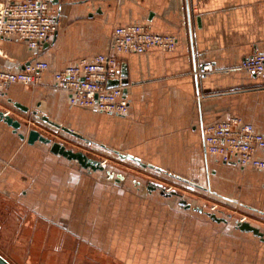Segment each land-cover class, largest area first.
<instances>
[{
  "label": "crops",
  "instance_id": "obj_1",
  "mask_svg": "<svg viewBox=\"0 0 264 264\" xmlns=\"http://www.w3.org/2000/svg\"><path fill=\"white\" fill-rule=\"evenodd\" d=\"M53 9L57 29L40 50L13 36L0 38V69L48 64L38 86L5 90L0 110L13 107L9 100L19 102L165 172L193 173L181 177L264 216V170L221 162L207 154L202 137V127L233 116L264 134V77L240 68L264 53V0H58ZM133 23L175 37L176 46L119 56L128 73V113L70 106L69 93L54 87L55 73L80 59L111 54L114 28ZM208 64L212 71L195 74ZM18 113L9 115L26 135L32 128ZM256 157L264 160V150ZM175 159L189 166L181 169L185 165ZM115 178L88 172L51 153L50 145H29L0 121V235L18 237L12 253L19 262L53 264L59 255L93 248L104 263L109 257L119 264H156L159 254L162 264H264V241L231 227L228 219L217 223L204 213H187L170 197L147 186L138 192L142 185L135 180L133 189L125 176ZM16 221L23 222L22 230Z\"/></svg>",
  "mask_w": 264,
  "mask_h": 264
},
{
  "label": "built area",
  "instance_id": "obj_2",
  "mask_svg": "<svg viewBox=\"0 0 264 264\" xmlns=\"http://www.w3.org/2000/svg\"><path fill=\"white\" fill-rule=\"evenodd\" d=\"M53 2L8 0L0 4V38L13 36L30 49L40 50L57 29ZM175 46V37L155 33L147 24L117 26L111 36V54H97L63 68L54 75V87L69 93L70 106L95 108L105 114L124 116L128 113L129 101L123 93V86L107 87L108 81L122 79L119 56L141 54L153 48L171 51ZM240 68L264 77V53L253 54L241 63ZM47 69L48 64L41 61L30 63L18 72L0 69V96L14 84L28 88L38 86L41 73ZM207 71H212V65H205L195 74ZM202 137L207 154L221 162L264 170V160L256 157L258 150H264V134L240 117L233 116L202 127Z\"/></svg>",
  "mask_w": 264,
  "mask_h": 264
},
{
  "label": "rangeland",
  "instance_id": "obj_3",
  "mask_svg": "<svg viewBox=\"0 0 264 264\" xmlns=\"http://www.w3.org/2000/svg\"><path fill=\"white\" fill-rule=\"evenodd\" d=\"M3 102L5 105H7L5 101ZM6 110L12 113L19 114L18 110L14 109L11 106L7 107ZM21 117L25 119L27 125L30 124V127L32 129H36L37 126H40L41 128L40 132L43 135L51 138L53 141H58L64 144L67 148L73 149L74 151H82L86 153L88 156L94 159H98L101 162H104L106 169L124 175L126 177V182H128V186L130 185L132 188L136 186L134 184V180H135L136 182L139 183V185H142V188L138 192L142 193L144 191L143 190L144 186L148 187L151 184H155L163 188L165 193L176 192L177 195H171L169 197L172 198L174 202H177L178 205L181 199H185L192 206H201L204 211L216 212V214L219 217L227 218L231 222L230 223L231 227L235 225L236 220H243L250 222L252 225L257 226L262 231H264V216L260 215L257 212L250 211L248 209L240 207L237 204L235 205L228 204L225 201L219 199L218 197L208 192L202 191L201 189L180 182L165 174L158 173L149 169L144 170L140 168L136 163L120 160L117 157V155L109 151H106L105 149L99 146L88 145L81 140L65 135L60 130L54 129L48 125L43 124L41 121L36 119V117L34 118L30 114H23ZM180 161L181 163H177ZM170 162L172 161L170 160ZM189 162H185L182 159L181 160L175 159L174 161V163H176L177 165L180 166L185 165V167H182L181 169H186V167L189 166ZM103 173L106 174L105 171H103ZM181 176H184L185 178L188 179V177L193 178L195 175L193 173H184ZM160 190H161L160 188H156V190L153 191L157 192L158 196H161L159 194ZM180 207L183 208L182 206ZM212 208L215 209L213 210ZM187 213L195 214V211H193L190 208L188 209ZM14 217H18V211L16 210L14 211ZM14 224H16V228H20L22 230V225H23L22 221H16ZM0 225H2L1 222ZM17 238L9 239V238H4L2 237V235H0V254L4 258H7V260H11V262H13L14 264H40L38 261L23 263L22 262L23 259L21 262H19V258L17 257V255L12 253L13 242L14 240H17ZM89 250L90 251L87 253L76 252L70 255L67 254L59 255L58 256L60 258L59 262L54 261L53 264H119L113 258H109V257L106 259V263H104L102 257L100 255L99 257L98 254H94V252L92 251L96 249L91 248ZM21 256L23 258L26 256V254H22ZM154 257L155 258L153 260L154 262H157L156 264H162V262L164 261V259L159 254L155 255ZM48 264H52V263H48Z\"/></svg>",
  "mask_w": 264,
  "mask_h": 264
},
{
  "label": "water",
  "instance_id": "obj_4",
  "mask_svg": "<svg viewBox=\"0 0 264 264\" xmlns=\"http://www.w3.org/2000/svg\"><path fill=\"white\" fill-rule=\"evenodd\" d=\"M57 2H58V0H54L53 3L56 4ZM202 69H203V67H201V70ZM202 75L205 76L204 73H202ZM121 78L122 79L120 81H118V80L108 81L107 87L112 88V87H116L119 84H121L123 86V93L126 94L127 93V85L129 83V81H128V73H127L126 66L123 64L121 65ZM9 102L12 103V106L14 108H16L17 110H19L22 113L27 114L30 111L26 105H23L19 102H12L11 100H9ZM30 112L32 115L38 117V119L42 123L54 128V129L60 130L65 135H68V136L73 137L75 139L81 140L88 145L99 146V147L105 149L106 151H109V152L117 155V157L120 160L136 163L140 168H142L144 170L149 169V170H152V171H155L158 173H164L165 175L172 177V178H174L180 182L191 185L192 187L201 189L202 191H205V192H211V189L209 187L201 186L199 184L190 182L189 180H187L181 176H178V175H175V174H172L169 172H165L160 167H156L150 163H145L140 158L135 157L131 154H124L118 150L110 149L103 144H98L92 140H89L86 137H84L82 134L70 129L69 127L52 121L46 115L38 116V111H30ZM0 121H3L8 126H10L12 128L13 132L17 133L22 140H26L29 145H33L35 142H41L43 144L50 145V152L51 153H53L55 155H60V156L66 158L68 160L77 161L79 163V165L83 169L87 170L88 172H96V171L103 172V171H105L108 178H113L114 176H116L115 179L117 181L124 179V175H122L120 173L115 174V172H112L111 170L106 169L104 163H102L100 160L94 159L82 151H74L73 149L67 148L64 144H62L58 141H53L51 138L43 135L37 129H30L26 135L24 133L19 132L20 128L22 127V123L19 120L14 119L11 115L7 114L6 112H4L2 110H0ZM148 188L151 190H156V188H160L161 189L160 194L165 196V197H169L171 195H177L176 192L165 193L163 188H161L160 186H157L155 184L149 185ZM179 205L182 206L184 209H190L191 208L195 212L204 213L214 222H217V223H227L228 222L227 218L219 217L216 214V212L204 211L201 206H192L185 199H181L179 201ZM235 228L239 229L240 231L252 233L255 237H258L261 241H264V231H262L259 227L252 225L250 222L236 220ZM0 264H11V263L0 254Z\"/></svg>",
  "mask_w": 264,
  "mask_h": 264
},
{
  "label": "flooded vegetation",
  "instance_id": "obj_5",
  "mask_svg": "<svg viewBox=\"0 0 264 264\" xmlns=\"http://www.w3.org/2000/svg\"><path fill=\"white\" fill-rule=\"evenodd\" d=\"M149 187V186H148Z\"/></svg>",
  "mask_w": 264,
  "mask_h": 264
}]
</instances>
